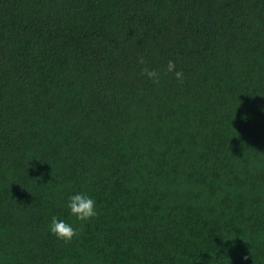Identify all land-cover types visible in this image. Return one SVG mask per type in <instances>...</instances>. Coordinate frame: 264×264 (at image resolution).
I'll use <instances>...</instances> for the list:
<instances>
[{
  "label": "trees",
  "instance_id": "16d2710c",
  "mask_svg": "<svg viewBox=\"0 0 264 264\" xmlns=\"http://www.w3.org/2000/svg\"><path fill=\"white\" fill-rule=\"evenodd\" d=\"M0 264H264V0H0Z\"/></svg>",
  "mask_w": 264,
  "mask_h": 264
},
{
  "label": "clouds",
  "instance_id": "9594fccd",
  "mask_svg": "<svg viewBox=\"0 0 264 264\" xmlns=\"http://www.w3.org/2000/svg\"><path fill=\"white\" fill-rule=\"evenodd\" d=\"M138 62L143 64V58L141 57ZM166 70L167 72L173 73L177 80H183L184 74L181 70H177L175 61L169 60ZM142 72L153 82H158L160 79V73L156 69L144 67ZM66 206L70 216H74L81 222L88 221L98 215L95 199L86 192L70 194L67 198ZM48 230L59 239L65 241H70L78 231L72 223L68 222V220L61 219L55 215L51 217L48 224ZM244 259L247 260L248 257L245 256Z\"/></svg>",
  "mask_w": 264,
  "mask_h": 264
}]
</instances>
